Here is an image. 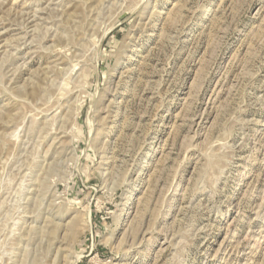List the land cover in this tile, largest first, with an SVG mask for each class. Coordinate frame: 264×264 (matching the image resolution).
I'll return each mask as SVG.
<instances>
[{
  "label": "rangeland",
  "instance_id": "obj_1",
  "mask_svg": "<svg viewBox=\"0 0 264 264\" xmlns=\"http://www.w3.org/2000/svg\"><path fill=\"white\" fill-rule=\"evenodd\" d=\"M0 264H264V0H0Z\"/></svg>",
  "mask_w": 264,
  "mask_h": 264
},
{
  "label": "bare ground",
  "instance_id": "obj_2",
  "mask_svg": "<svg viewBox=\"0 0 264 264\" xmlns=\"http://www.w3.org/2000/svg\"><path fill=\"white\" fill-rule=\"evenodd\" d=\"M229 256V255H228Z\"/></svg>",
  "mask_w": 264,
  "mask_h": 264
}]
</instances>
